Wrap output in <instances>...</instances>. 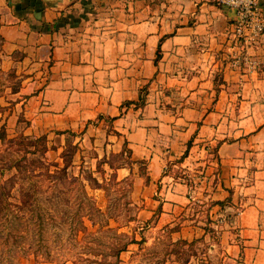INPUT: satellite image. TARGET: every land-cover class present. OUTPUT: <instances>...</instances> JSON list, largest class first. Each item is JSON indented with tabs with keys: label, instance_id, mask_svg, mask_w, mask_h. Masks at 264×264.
<instances>
[{
	"label": "crops",
	"instance_id": "obj_1",
	"mask_svg": "<svg viewBox=\"0 0 264 264\" xmlns=\"http://www.w3.org/2000/svg\"><path fill=\"white\" fill-rule=\"evenodd\" d=\"M235 19L215 0H0V70L21 79L0 132L69 136L70 165L130 176L142 243L217 233L220 264H264V33L235 44Z\"/></svg>",
	"mask_w": 264,
	"mask_h": 264
},
{
	"label": "rangeland",
	"instance_id": "obj_2",
	"mask_svg": "<svg viewBox=\"0 0 264 264\" xmlns=\"http://www.w3.org/2000/svg\"><path fill=\"white\" fill-rule=\"evenodd\" d=\"M20 81L13 72L0 70V95L12 98ZM19 130L13 137L0 139V264H164L171 258L208 260L211 253L207 247L218 243L217 233H211L208 240L181 243L156 232L152 233V242L142 243L145 228L136 229L132 220L137 205L130 199V176L120 181L116 177L121 176L100 161L80 164L78 157L64 176L56 167L68 163L75 150L71 137L54 135L34 140L29 136L21 138ZM217 146L215 143L206 149L208 156H214ZM108 159L115 164L120 156L111 154ZM204 165H197L193 176L202 177ZM179 174L187 178L186 172L181 170ZM83 191L93 198L102 214L92 212L89 218L84 215L88 206ZM132 239L136 242H129ZM126 242L117 261L116 252ZM210 257L209 264L222 262L217 254Z\"/></svg>",
	"mask_w": 264,
	"mask_h": 264
},
{
	"label": "built area",
	"instance_id": "obj_3",
	"mask_svg": "<svg viewBox=\"0 0 264 264\" xmlns=\"http://www.w3.org/2000/svg\"><path fill=\"white\" fill-rule=\"evenodd\" d=\"M219 5L232 7L236 19L231 31L235 44L250 45L264 33V9L261 0H215Z\"/></svg>",
	"mask_w": 264,
	"mask_h": 264
},
{
	"label": "trees",
	"instance_id": "obj_4",
	"mask_svg": "<svg viewBox=\"0 0 264 264\" xmlns=\"http://www.w3.org/2000/svg\"><path fill=\"white\" fill-rule=\"evenodd\" d=\"M138 104H140V105L143 104V100H142L141 96L139 97V102H138ZM57 133H61V132H57ZM21 138H26V136H23V135H22ZM42 138H43V139H46L45 136H40V137L34 138V140H38V139H42ZM0 139H1V140H2V139H5L4 132H0ZM73 152H74V151H72V152L70 153V159H69V162H68V163L64 164L63 167H61V168H59L58 166L56 167V170L58 171V173H61V174H63L64 176H66V170H67L68 166L71 164ZM60 176H61V175H60ZM60 176H59V177H60ZM55 178H56V177H55ZM83 195H84L85 199L87 200V206H88V207L86 208V214H84V215H88V218H89V215H90L92 212H94V213H101V214H102L100 208H98V207L95 205L93 198H92L91 196L87 195V193L84 192V191H83ZM2 196H3V192L0 191V198H1ZM135 241H136V240L132 239V240H130L129 242H135ZM177 242L186 243L185 241H182V240H180V241L178 240ZM126 244H127V242L124 243L123 245H121V246L118 248V250H117V252H116V254H117V261H118V259H119V258H118V253L126 248ZM114 263H115V262H114Z\"/></svg>",
	"mask_w": 264,
	"mask_h": 264
}]
</instances>
